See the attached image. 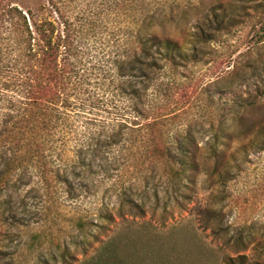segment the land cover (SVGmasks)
I'll return each mask as SVG.
<instances>
[{
    "label": "trees",
    "instance_id": "1",
    "mask_svg": "<svg viewBox=\"0 0 264 264\" xmlns=\"http://www.w3.org/2000/svg\"><path fill=\"white\" fill-rule=\"evenodd\" d=\"M47 2L48 7L24 13L0 0V92L10 96L11 109L20 111L19 116L13 111L4 115L1 123L0 139L11 136L12 142L0 151L1 162L8 157L4 173L9 176L19 162L42 161L47 144L61 142L74 158L57 172L68 198H77L78 189L94 196L108 184L120 217L127 211L145 216L152 198L161 201V191L165 207L184 210L206 169L194 134L202 89L191 83L189 73L202 62L201 46L228 27L226 12L216 15L223 1L205 9V0H114L111 8L133 20L119 30L115 50L102 49L97 56L82 46V28L69 12L74 0ZM263 7L257 3L252 9ZM205 10L213 15L209 31L197 25L187 49L190 14ZM46 11L55 17L39 19ZM169 26L179 29L180 38L170 35ZM263 107L264 96L242 103L233 115V132H226L220 113L211 115V179L232 147L233 153L252 146L264 152V119L252 116ZM259 136L262 141L256 143ZM3 180L0 173V187ZM100 204L94 218L113 220ZM86 225L87 220L79 221V233L84 235ZM237 229L234 255L223 262L264 264V219L237 224Z\"/></svg>",
    "mask_w": 264,
    "mask_h": 264
},
{
    "label": "rangeland",
    "instance_id": "2",
    "mask_svg": "<svg viewBox=\"0 0 264 264\" xmlns=\"http://www.w3.org/2000/svg\"><path fill=\"white\" fill-rule=\"evenodd\" d=\"M9 1L24 13L48 7L47 0ZM113 1L74 0L69 11L82 28V46L95 56L102 49L108 53L115 50L119 30L127 28L140 4L133 5L130 15L114 11ZM214 1L205 0V9ZM222 1L216 15L225 11L228 27L214 42L201 46L202 62L189 73L191 83L197 82L202 89L194 108V113L199 112L194 134L206 163L192 202L184 210L173 204L165 207L161 191V201L156 204L152 198L149 205L153 208L145 216H131L127 211L120 217L114 189L108 184L94 196L78 189L77 198H68L57 172L74 158L65 153L61 142H49L42 161L35 157L33 162H19L9 176L4 173L8 157L0 161L4 177L0 187V264H225L224 257L234 255L237 224L264 219V152L258 153L252 146L233 153L232 147L226 151L219 174L211 179L209 121L211 115L220 113L226 132H233L238 107L264 96V7L252 9L257 3L264 6V0ZM200 13L191 12L187 22V49L198 33L197 25L209 31L213 15L206 10ZM51 15L46 11L38 18L53 19ZM167 31L180 38L176 26ZM10 103V96L0 92V127L4 115L11 111L20 115ZM252 116L264 119V107ZM9 137L0 139L5 144L0 151L10 147ZM261 141L259 136L255 142ZM245 159L247 163L242 165ZM101 201L113 220L94 218ZM80 220H87L84 235L79 233ZM102 253H106L103 260Z\"/></svg>",
    "mask_w": 264,
    "mask_h": 264
}]
</instances>
